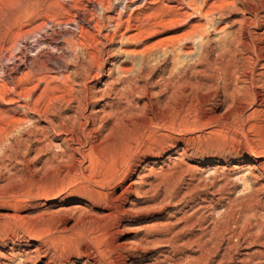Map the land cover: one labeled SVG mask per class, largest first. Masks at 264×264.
I'll return each mask as SVG.
<instances>
[{
  "label": "rangeland",
  "instance_id": "rangeland-1",
  "mask_svg": "<svg viewBox=\"0 0 264 264\" xmlns=\"http://www.w3.org/2000/svg\"><path fill=\"white\" fill-rule=\"evenodd\" d=\"M131 1L0 0V253H7V261L0 263L62 264L69 259L79 264L74 256L88 236L108 251L134 245L155 221L191 216L193 211L176 201L184 183L193 179L208 186L205 192L215 180L212 198L203 194L217 204L213 217L230 203L234 213L253 209L264 214V99L252 95L263 85L248 88L251 100L239 114V106L232 111L226 84L219 83L221 93L214 99L196 96L192 85L208 82L217 66L228 78L242 64L246 72L259 74L248 60L250 53L239 54L237 45L234 50L238 28L232 21L240 17L236 9L264 0ZM258 16L264 17V9ZM181 69L192 83L173 96L159 76L166 84ZM84 84L89 96L99 97L100 90L109 94L103 105L111 103L116 116L97 124L96 133L83 121L80 138L87 144L78 151L73 145L75 155L65 153L52 137L51 147L39 150L45 138L34 126L43 124L35 122L27 106L43 114L58 105L62 111L57 115L70 116L75 94L85 95ZM102 101H93L84 113L100 108ZM145 101L150 104L141 107ZM243 155L257 162V180L248 178ZM142 161L148 167L142 165L138 176L145 178L129 174L121 180L126 165ZM130 179L138 189L146 185L147 195L138 196L140 206H155L121 221L102 210L112 208L110 198ZM163 198L167 201L160 203ZM168 199L174 202L168 205ZM113 206L123 207L119 202ZM58 209L66 212L45 214ZM155 248L142 260L156 259L162 248Z\"/></svg>",
  "mask_w": 264,
  "mask_h": 264
},
{
  "label": "bare ground",
  "instance_id": "bare-ground-1",
  "mask_svg": "<svg viewBox=\"0 0 264 264\" xmlns=\"http://www.w3.org/2000/svg\"><path fill=\"white\" fill-rule=\"evenodd\" d=\"M139 1L141 0H134V1L132 0L129 3L132 5L134 3H138ZM146 1L147 0H144V3ZM243 1L244 2L242 1L239 2L247 3L245 2V0ZM254 1L253 3H256ZM245 6L241 10L236 9L238 10L236 13H238L240 17L238 16L239 17L238 20L232 21V26L238 28L237 31L234 32L232 36V46L234 45V50L236 49V45L239 46L240 50L238 51L237 49V52L241 51L245 53L246 52L250 53L251 57H249L248 55V60L251 62V64L254 67H259V69H257L258 71L256 70L257 72H259V74L254 75L255 74L254 72H253L254 74H252V72L249 71L246 72L244 70V65L241 63L242 65L240 66L236 65L235 68L232 66L233 67L232 75L230 76V78H228L226 72H224L223 70L224 68L222 69L221 67H218L216 65L217 67L214 69L213 76L210 78L208 82L205 83L193 82L194 84H192L195 88V91L193 93H195V95L200 98L207 97L206 99H214V96L216 94L218 95L219 93H221L219 83L222 82L223 85L226 84L225 86H228V90L226 91V94L232 98V111H234L236 107L238 106L240 107V108L238 107V109L235 110L237 114L241 113L242 112L241 109L244 106V104L251 100L249 93L250 90H248V88L253 90L254 86L256 87L258 84H261V86L263 85L262 91L260 90V92H257L256 94L253 92L252 95H254L255 99L257 97L259 98L261 97L264 99V80H263L264 79V17L259 19L258 16V12L259 11L261 12V10L264 9L263 7L264 1L254 6L249 5L248 8H245ZM123 9H125V7H123ZM206 24L210 25V23L209 24L206 23ZM250 29H252L254 32ZM249 45L252 47L251 49L252 51L249 50ZM241 52L239 54H241ZM233 56L234 54L232 55V58ZM178 72L179 73L176 74L178 76L175 78L173 76L174 79L170 80L169 83L166 80L167 82L166 84L164 78L159 76L160 83L161 84L163 83V87L165 85V90H166V86L169 85V87L168 86L167 87L169 88L170 92H172L173 96L177 92H180L179 90H182L184 88V85H186L187 83L185 77L186 74L184 73L183 69L179 70ZM145 76H147V74ZM187 79L189 78L187 77ZM110 85L111 84L109 83L105 84L106 87ZM146 87L147 84L145 88ZM83 88L85 90L84 97L80 98V93L77 92L73 99V103H72L74 105L73 108L69 106V108H71V113H72V115L70 116L61 117L57 115L58 111L59 113L62 111L59 110L57 104H56L57 106L50 107L48 111L44 112L43 114L35 112L32 108H30L31 106L29 105L27 106V110L29 114L32 117H34L35 122L37 124H43L41 125L40 128H36L34 126L35 132L40 133L45 138V144L48 143V145L46 146L45 144L42 145L41 142L42 148L41 149L38 148L39 150H44L45 148L51 147V141L48 139L49 137H52V138H57L59 140L58 146L59 148H63V150H65V153L66 151H69L72 153V155L73 154L75 155L77 154L76 151L79 150V149L77 150V148H84L85 147L84 145L87 144V142L85 144L84 143L85 141L81 140L82 138L81 134L83 131L82 128L84 123L83 121H85L87 125H89L88 127H90L89 130L90 133H96L98 129H94V127L97 124L104 122L103 121L104 119H108V118H112V116H116L118 112L116 114L112 113L111 103H105L103 105V101H102L103 98H105V96H108L109 94H106L104 92L99 93L101 91L100 90L97 94L99 97L89 96V90L87 91L86 85L83 86ZM106 89L108 90V88ZM147 89L149 90L151 89V87ZM148 96L150 97L149 94ZM220 100L222 101L223 99L219 97V101ZM93 101H102L101 105L103 106L99 105L100 108L98 107V109L89 108L91 110L87 111L88 114L84 113V108L86 109L87 107H92ZM207 101L209 103L210 100ZM238 103L241 104V106ZM147 104L148 103L145 101L143 102L141 107H143V105L146 106ZM261 108L264 107L262 106ZM73 145L76 147V151L72 149ZM241 160L242 162L248 164L247 165V168L249 169L248 178L250 180H257L256 175H254L255 171L259 167L257 165V162L253 163L245 155L242 156ZM147 164H148L147 162L145 163L144 161H142L134 165H126L123 173L124 175L121 174L123 175V177H121V180L129 174L131 175V177L136 176V180L137 179L141 180L145 178V175L141 177L138 176V171H139L138 169H141L140 171H143L145 169V167L143 166L145 165L147 166ZM106 182H102V183H106V185L110 183V182L108 183V180ZM215 185H216L215 180H213L209 186L210 190L206 191L209 192L208 195H210L211 198L215 193L214 192L216 187ZM145 186L146 185L144 184V187ZM138 187H139V183L137 181L136 182L131 181L130 179V181L127 184H125L119 189V193L117 195H113L110 198L112 208L109 209L104 208V210L102 211L105 212L106 214H110V216L119 215L121 217V221L124 220L125 218H131L132 215H139L142 212L151 211V208L153 209L155 205H148L146 207L140 206L141 205L139 202L140 198L138 196L147 195V191L144 190V187L142 189L141 188L138 189ZM207 187L208 186L206 184L202 183L198 179H193L189 181V183H184V190L181 193V196L177 198L176 202L177 203L182 202V204L183 203L186 204L190 208V210L193 211L191 216L182 217L175 221L169 219V222H167L166 220L164 222L155 221L152 224V226L147 228L148 229L146 231L147 236H141L140 238H137L136 243L134 245H126V244L119 245L115 250L108 251L105 250L104 248L99 247L96 238L92 236H88L87 244L82 245L81 250L78 252V254L74 256L77 260V263L79 262V264H122V263L131 264L132 262H137L141 264H264V214L256 213L255 210L253 209H244L241 212L235 211L234 213L232 210L233 208L232 203H230L228 205L221 206L224 209V213L221 216L213 217L212 211L213 208L217 206V204L215 203V201L213 202L212 200H210V202H208V200L203 199V194L206 193L205 190ZM161 200L162 201L160 203H164L167 201L166 198H163ZM171 201L174 202V200H169L168 205L172 203ZM117 202L121 203L123 206L120 210H116L113 206L116 205ZM48 207H53V205L49 204ZM125 207H127V209ZM54 212L55 211L53 210V212L45 213V214L52 215L60 212H66V210L58 209L57 212L55 213ZM117 229H120V226H118ZM157 229L159 230L162 229L161 230L162 232L157 235L149 233L150 230L156 232ZM62 232L64 233L65 231ZM157 246H161L162 248V250H159L160 254L158 255V257L156 259L150 260L148 263H146V261H143L142 254H146L148 252L154 253L156 251L155 247ZM6 254L0 253V260L7 261ZM39 254H41V252ZM42 255L44 256V254ZM28 259L32 260L31 258ZM68 260L67 261L64 260L62 264H74L73 262ZM0 264H4V263H0ZM44 264H49V263L44 262Z\"/></svg>",
  "mask_w": 264,
  "mask_h": 264
}]
</instances>
